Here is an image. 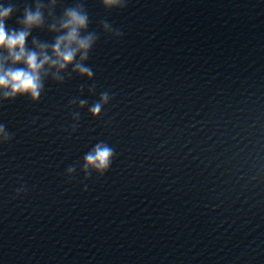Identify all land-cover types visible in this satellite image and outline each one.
Here are the masks:
<instances>
[{
	"label": "water",
	"instance_id": "obj_1",
	"mask_svg": "<svg viewBox=\"0 0 264 264\" xmlns=\"http://www.w3.org/2000/svg\"><path fill=\"white\" fill-rule=\"evenodd\" d=\"M8 31L42 24L26 47L55 59L69 10L88 18L85 56L45 66L38 99L0 92V264H165L147 160L130 0H5ZM6 68L13 64L0 52ZM78 66L91 72L81 74ZM107 97V99H105ZM99 105L100 113L92 109ZM113 152L106 170L86 157Z\"/></svg>",
	"mask_w": 264,
	"mask_h": 264
},
{
	"label": "clouds",
	"instance_id": "obj_2",
	"mask_svg": "<svg viewBox=\"0 0 264 264\" xmlns=\"http://www.w3.org/2000/svg\"><path fill=\"white\" fill-rule=\"evenodd\" d=\"M105 3L109 7H114L118 6L119 0H105ZM4 4L5 0H0V52H7L13 64H23L24 67L6 68L3 57H0V92L5 98L31 95L33 99H38L42 89L41 73L45 66L58 67L63 70L74 63L77 51H80L86 58L92 46V37L81 38L79 33L87 27L88 18L77 10H69L66 13V19L62 24L66 35L59 38L53 46L52 53L55 59H52L47 54L46 46H40L39 55L35 51H29L26 47L30 29L42 24L41 13L39 11L27 12L24 18L25 29L8 31L6 21L12 15V8ZM78 70L89 77L92 75L83 66H78ZM92 112L93 115L98 116L100 106H95ZM112 155L110 148L98 145L94 152L86 157V162L89 166L103 171L108 168Z\"/></svg>",
	"mask_w": 264,
	"mask_h": 264
}]
</instances>
